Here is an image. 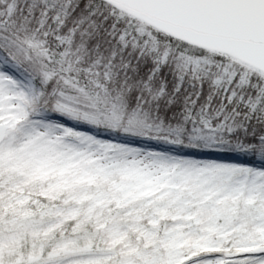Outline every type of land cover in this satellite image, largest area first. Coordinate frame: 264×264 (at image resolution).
<instances>
[{
	"label": "snow or ice",
	"instance_id": "1",
	"mask_svg": "<svg viewBox=\"0 0 264 264\" xmlns=\"http://www.w3.org/2000/svg\"><path fill=\"white\" fill-rule=\"evenodd\" d=\"M0 264H264V0H0Z\"/></svg>",
	"mask_w": 264,
	"mask_h": 264
}]
</instances>
